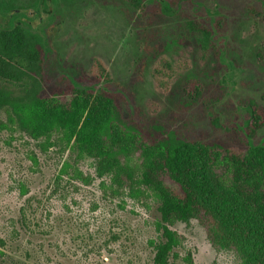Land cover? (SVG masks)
Instances as JSON below:
<instances>
[{
	"label": "rangeland",
	"instance_id": "rangeland-1",
	"mask_svg": "<svg viewBox=\"0 0 264 264\" xmlns=\"http://www.w3.org/2000/svg\"><path fill=\"white\" fill-rule=\"evenodd\" d=\"M195 2L182 3L175 19L158 17L149 2L141 10L128 0H45L23 21L32 20V31L48 41L56 71L87 70L99 58L108 87L147 123L190 140L238 145L249 103L264 110V0ZM23 4L13 7L35 11L16 6ZM197 15L211 25L208 45L183 28ZM175 37L164 53L151 50ZM190 76L203 86L198 102L182 92ZM263 138L264 126L252 141ZM73 142L22 131L0 109V264H152L159 238L153 195L117 188L114 174L97 170L92 151L74 152ZM171 228L182 242L170 264H188V255L191 264H247L236 251L215 248L194 218Z\"/></svg>",
	"mask_w": 264,
	"mask_h": 264
},
{
	"label": "trees",
	"instance_id": "trees-1",
	"mask_svg": "<svg viewBox=\"0 0 264 264\" xmlns=\"http://www.w3.org/2000/svg\"><path fill=\"white\" fill-rule=\"evenodd\" d=\"M18 0H0V9ZM45 0H26L20 8L39 11ZM158 17L178 18L181 4L195 0H128ZM183 28L208 45L212 28L197 15ZM179 37L154 43L164 53ZM42 34L20 25L0 29V109L30 134L53 135L55 140L74 138V152L92 151L97 170L111 171L119 189L148 191L156 200L159 238L154 242L152 264H170L181 244L171 228L176 221L194 218L204 227L217 249L243 255L247 264H264V138L253 143L264 126V110L250 102L238 145L208 143L177 136L161 124L147 123L123 107L122 94L108 86L110 76L103 60L94 58L87 70L61 73ZM164 56L160 63H166ZM156 72H159L157 70ZM107 87H100L99 84ZM186 100L198 102L203 86L195 77L185 80ZM78 173L80 174L81 172ZM25 212L21 228L28 227ZM192 263L190 255L185 257Z\"/></svg>",
	"mask_w": 264,
	"mask_h": 264
},
{
	"label": "flooded vegetation",
	"instance_id": "flooded-vegetation-1",
	"mask_svg": "<svg viewBox=\"0 0 264 264\" xmlns=\"http://www.w3.org/2000/svg\"><path fill=\"white\" fill-rule=\"evenodd\" d=\"M18 9L17 7L16 8H12V7H9V8H2L0 9V16L2 19H4L3 21L0 22V29H9L10 27L12 26H15V25H20V26H23L25 28H28L30 30H32V26H31V21L30 19H27L26 22H24L23 20L26 18V17H29V13L30 14H35V12L39 13L38 11H21V12H18ZM18 12V13H17ZM27 12V13H26ZM33 12V13H32ZM22 13L23 17H19L20 14Z\"/></svg>",
	"mask_w": 264,
	"mask_h": 264
}]
</instances>
